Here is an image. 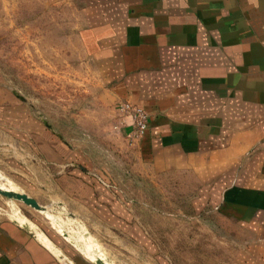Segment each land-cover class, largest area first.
Instances as JSON below:
<instances>
[{
    "label": "crops",
    "instance_id": "0c3cea01",
    "mask_svg": "<svg viewBox=\"0 0 264 264\" xmlns=\"http://www.w3.org/2000/svg\"><path fill=\"white\" fill-rule=\"evenodd\" d=\"M47 1L77 4L76 41L107 91L121 136L129 119L117 112L119 100L147 114L131 143L140 162L189 175L194 211L208 207L236 224L249 239L251 262L264 264V0ZM10 114L6 119L16 116V126L37 141L40 124L24 110ZM86 189L81 201L95 216L152 252L114 196L111 202L110 193ZM66 258L94 264L0 214V264Z\"/></svg>",
    "mask_w": 264,
    "mask_h": 264
},
{
    "label": "rangeland",
    "instance_id": "374dc122",
    "mask_svg": "<svg viewBox=\"0 0 264 264\" xmlns=\"http://www.w3.org/2000/svg\"><path fill=\"white\" fill-rule=\"evenodd\" d=\"M76 6L0 0V188L44 207L0 195V214L92 263L97 256L106 264H261L249 259V239L236 224L208 207L194 211L189 175L148 169L121 136L107 91L76 41ZM17 110L40 124L37 141L16 116L6 119ZM88 185L120 202L152 252L93 214L80 197Z\"/></svg>",
    "mask_w": 264,
    "mask_h": 264
},
{
    "label": "built area",
    "instance_id": "2783aa9c",
    "mask_svg": "<svg viewBox=\"0 0 264 264\" xmlns=\"http://www.w3.org/2000/svg\"><path fill=\"white\" fill-rule=\"evenodd\" d=\"M115 108L122 117L129 119L127 125L129 129L124 134L125 139L131 143L136 141L141 137L146 128L147 114L140 107L128 100H119Z\"/></svg>",
    "mask_w": 264,
    "mask_h": 264
},
{
    "label": "water",
    "instance_id": "95a60500",
    "mask_svg": "<svg viewBox=\"0 0 264 264\" xmlns=\"http://www.w3.org/2000/svg\"><path fill=\"white\" fill-rule=\"evenodd\" d=\"M0 195L5 197V198H11V199H15V200H18V201H21L22 203L26 204V205H29L30 207L36 209V210H40L42 211L44 209V207L38 205V203H36V201L27 196L26 194L24 193H20V192H16V191H13V190H8V189H4V188H0ZM21 223L27 227L29 226L27 223L21 221ZM92 261L94 262V264H106L104 263V261H102L101 258L95 256Z\"/></svg>",
    "mask_w": 264,
    "mask_h": 264
}]
</instances>
